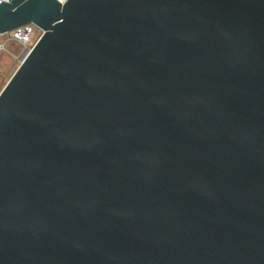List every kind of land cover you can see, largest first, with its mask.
Here are the masks:
<instances>
[{"label": "water", "instance_id": "1", "mask_svg": "<svg viewBox=\"0 0 264 264\" xmlns=\"http://www.w3.org/2000/svg\"><path fill=\"white\" fill-rule=\"evenodd\" d=\"M26 23L0 264H264V0L0 3Z\"/></svg>", "mask_w": 264, "mask_h": 264}, {"label": "rangeland", "instance_id": "2", "mask_svg": "<svg viewBox=\"0 0 264 264\" xmlns=\"http://www.w3.org/2000/svg\"><path fill=\"white\" fill-rule=\"evenodd\" d=\"M64 1V0H62ZM0 40H6V49L0 50V91L9 81L15 70L21 64V55L25 46L8 39V34L0 35ZM32 41L31 43H33Z\"/></svg>", "mask_w": 264, "mask_h": 264}, {"label": "built area", "instance_id": "3", "mask_svg": "<svg viewBox=\"0 0 264 264\" xmlns=\"http://www.w3.org/2000/svg\"><path fill=\"white\" fill-rule=\"evenodd\" d=\"M2 1L3 0H0V3ZM42 32L43 30H41L34 23H26L6 33L8 34V39L19 42L20 44L24 45L25 48L32 49L33 46L38 41V39L40 38V36L42 35ZM6 33H3V34H6ZM3 34L0 33V35H3ZM32 41L34 42L31 43ZM6 43H7L6 40H0V50L6 49Z\"/></svg>", "mask_w": 264, "mask_h": 264}, {"label": "bare ground", "instance_id": "4", "mask_svg": "<svg viewBox=\"0 0 264 264\" xmlns=\"http://www.w3.org/2000/svg\"><path fill=\"white\" fill-rule=\"evenodd\" d=\"M64 1H65V0H64ZM64 1H63V2H64Z\"/></svg>", "mask_w": 264, "mask_h": 264}]
</instances>
